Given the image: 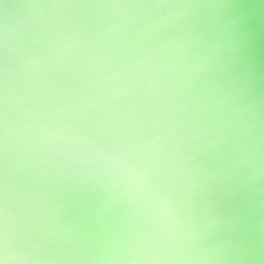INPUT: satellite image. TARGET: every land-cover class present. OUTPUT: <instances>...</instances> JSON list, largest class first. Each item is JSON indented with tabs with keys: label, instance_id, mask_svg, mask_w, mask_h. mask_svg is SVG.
I'll return each instance as SVG.
<instances>
[{
	"label": "clouds",
	"instance_id": "clouds-1",
	"mask_svg": "<svg viewBox=\"0 0 264 264\" xmlns=\"http://www.w3.org/2000/svg\"><path fill=\"white\" fill-rule=\"evenodd\" d=\"M0 264H264V0H0Z\"/></svg>",
	"mask_w": 264,
	"mask_h": 264
}]
</instances>
